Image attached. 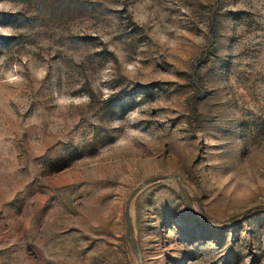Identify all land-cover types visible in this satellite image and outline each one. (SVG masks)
<instances>
[{
	"label": "rangeland",
	"instance_id": "374dc122",
	"mask_svg": "<svg viewBox=\"0 0 264 264\" xmlns=\"http://www.w3.org/2000/svg\"><path fill=\"white\" fill-rule=\"evenodd\" d=\"M0 264H264V0H0Z\"/></svg>",
	"mask_w": 264,
	"mask_h": 264
},
{
	"label": "water",
	"instance_id": "95a60500",
	"mask_svg": "<svg viewBox=\"0 0 264 264\" xmlns=\"http://www.w3.org/2000/svg\"><path fill=\"white\" fill-rule=\"evenodd\" d=\"M168 177H174L176 182H177V186L179 189V192L182 196V198L184 199V201L187 203V205H189V200H188V196L186 195L182 184L180 182V179L177 175L175 174H162V175H156V176H151L148 177L146 179H144L141 183H139L135 188H133V190L131 191L130 195L128 196L126 202H125V209H124V218H125V234L126 237L129 241V244L131 245L135 255L137 256L138 260H139V253H138V249L136 247V244L134 242V240L131 237L130 231H131V222H130V218H129V202L131 197L137 193L144 185H146L149 182H154L160 179H164V178H168Z\"/></svg>",
	"mask_w": 264,
	"mask_h": 264
}]
</instances>
